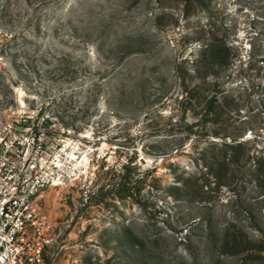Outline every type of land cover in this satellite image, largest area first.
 Wrapping results in <instances>:
<instances>
[{
	"label": "rangeland",
	"instance_id": "rangeland-1",
	"mask_svg": "<svg viewBox=\"0 0 264 264\" xmlns=\"http://www.w3.org/2000/svg\"><path fill=\"white\" fill-rule=\"evenodd\" d=\"M22 116L66 160L48 264H264V0H0Z\"/></svg>",
	"mask_w": 264,
	"mask_h": 264
},
{
	"label": "built area",
	"instance_id": "built-area-1",
	"mask_svg": "<svg viewBox=\"0 0 264 264\" xmlns=\"http://www.w3.org/2000/svg\"><path fill=\"white\" fill-rule=\"evenodd\" d=\"M29 122L0 118V264H48L55 243L38 202L65 180V155L45 141L44 127Z\"/></svg>",
	"mask_w": 264,
	"mask_h": 264
},
{
	"label": "water",
	"instance_id": "water-1",
	"mask_svg": "<svg viewBox=\"0 0 264 264\" xmlns=\"http://www.w3.org/2000/svg\"><path fill=\"white\" fill-rule=\"evenodd\" d=\"M142 162H144L143 160H141Z\"/></svg>",
	"mask_w": 264,
	"mask_h": 264
}]
</instances>
